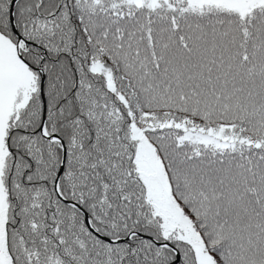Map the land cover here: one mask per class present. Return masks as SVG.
<instances>
[{
    "label": "snow or ice",
    "instance_id": "6c2138e0",
    "mask_svg": "<svg viewBox=\"0 0 264 264\" xmlns=\"http://www.w3.org/2000/svg\"><path fill=\"white\" fill-rule=\"evenodd\" d=\"M0 264H264V0H0Z\"/></svg>",
    "mask_w": 264,
    "mask_h": 264
}]
</instances>
